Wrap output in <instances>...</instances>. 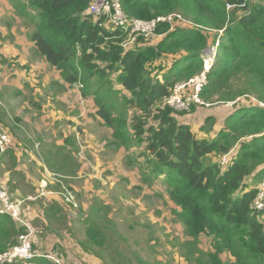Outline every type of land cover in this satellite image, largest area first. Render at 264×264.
Masks as SVG:
<instances>
[{"label":"trees","instance_id":"trees-1","mask_svg":"<svg viewBox=\"0 0 264 264\" xmlns=\"http://www.w3.org/2000/svg\"><path fill=\"white\" fill-rule=\"evenodd\" d=\"M26 1L33 12L27 18L33 27L30 38L39 54L61 71L68 84L82 86L83 97L93 99L96 116L113 131L115 142L128 149L134 144L140 147V157L152 172L143 179L148 186L164 176L162 185L184 227L181 252L187 264H264V219L251 207L258 186L248 184L264 167V108L252 100L264 104V0H121L123 11L132 19L151 21L179 13L213 33L224 31L219 39L224 56L217 57L200 95L204 104L231 111L213 139L200 138L190 124L179 120L205 106L194 105L180 114L165 107L164 101L177 84L203 72L202 57L215 45L218 34L189 27L170 30L161 24L157 34L163 38L155 46L139 47L141 39L134 49L125 51L121 47L124 31L109 25L104 16L95 20L85 15L93 0ZM171 60L168 67L166 62ZM213 123L207 117L200 131L209 134ZM17 145L2 155L16 160L12 149ZM231 152L233 158L222 165V158ZM49 160V167L64 170L56 156ZM81 162L84 169L89 167ZM5 189L10 195L11 189ZM152 189L157 194L158 187ZM56 208L54 204L50 211ZM109 210L99 205L91 219L85 213L84 222L78 215L84 235L80 249L102 264H132L133 257L124 258L110 243L116 232L107 223ZM70 226L62 233L73 238ZM37 231L32 243L35 258L12 264H54L45 257L56 256L53 251L41 254L38 246L55 233L45 237L42 228ZM23 234L24 227L0 213V254L18 246ZM201 239L208 241L209 252L199 248ZM134 258L137 264H154L136 253Z\"/></svg>","mask_w":264,"mask_h":264},{"label":"rangeland","instance_id":"rangeland-1","mask_svg":"<svg viewBox=\"0 0 264 264\" xmlns=\"http://www.w3.org/2000/svg\"><path fill=\"white\" fill-rule=\"evenodd\" d=\"M4 1H9L10 5L13 7L14 2L17 0ZM25 4V0H18L16 2V6L19 8L15 7L17 12H19L21 7ZM228 8L230 9L231 7ZM239 15H242V13L239 12ZM22 21L23 23L20 22L22 26H20L19 23V29H22V27L27 29V26L30 28L32 27V24H29L27 19H22ZM183 24L184 25L181 27L188 28L189 26H198L203 29V31L210 33L211 35H216L213 32H209V29H204L200 25L193 24L192 21L187 18L186 22ZM0 25V28L2 26L7 28L8 32L6 37L1 40V46H5L6 44L10 45V42L13 41L11 30L13 28L14 21L12 18H9L8 13L0 16ZM32 29L33 27L31 28V32H33ZM11 48L18 50V48H14L13 46H11ZM223 56V52L219 49V59L223 58ZM14 58L15 59L0 57V81L4 83L7 76L10 77V79H13L14 75L17 73L24 72L25 75H27V78L31 80L30 82L32 84L35 83L37 89H31L30 96L27 97V99L33 100V102L37 105L40 103L42 97L46 96L44 109L42 105L44 102H42L39 105L41 108L39 111L45 110L46 107V110H61L59 120L47 121L42 128L39 125L31 126L22 118L20 119L23 121V124H18L16 126V124L13 123L14 128L18 127V131L23 134L19 135V138L27 137L35 142L34 148L26 153L29 154L32 159H37L38 164H35L33 161H28V167L25 169V173L27 176L29 175L36 180L37 175H39L42 171V174H40V181L37 186L39 188L40 185V192L37 193V196L45 194V196L39 197L43 198L52 193L59 198H65L67 204L79 209L81 204L77 195L79 196L81 193L84 197L83 200L80 199L84 204V213H79L76 217L79 215L82 219H84L82 220V222H84L87 218L85 213L88 214L93 207H89V202L91 200H95V197L93 196L91 189L89 191V196L80 190V185H82L81 179L86 177L85 173H88V169L83 170V163L81 160L93 169L94 175L100 173V165H102L103 168L107 167L108 171H111L112 175L106 177L103 175L99 177L102 186H96L94 194H103L106 196L105 204L109 206L110 209L108 213V215H110V219L107 223L112 224L110 229L112 232H116L111 235L114 240L110 242L113 248H118V252L121 253L124 258L133 257L134 264H137L136 259L134 258L135 253L138 254L144 261L148 260L156 262V256H160L162 258L164 257L166 262L168 261V264H187L184 255L181 252V245H183L184 248V240H186V237L184 231H182L183 226L177 218L176 210L178 208L173 203H170L168 199L164 200V198L156 196V191H154L151 187L147 189L146 186H148V183L143 179L151 176L152 172L151 170L146 169V162L142 157H140V147L134 144L130 149H119V147L124 146L121 142H115L114 138L109 134L107 129H103L94 121L92 122L90 118L88 120L91 121V123L85 122V120L81 118L82 114L87 112V106H91L88 101L92 99L89 97L90 100H87L82 97L83 92L80 86H77L75 90L69 88L66 90L67 93H64L62 88L55 91L50 90L51 87L47 92L43 90L44 81L38 79L37 74L32 72L30 69H22L19 63L20 60L18 61L16 59L17 57ZM26 61H28V63H33L34 60L29 61L26 59ZM169 66L170 63L168 64V67ZM30 82L27 81L26 83L31 86ZM35 92L37 93V96ZM77 93L80 94V97L75 95ZM62 97H66L67 102L64 103L59 99ZM253 99L254 98H252V100ZM255 101L258 102L257 100ZM200 106H205L206 108L211 107L210 109L222 108V106L218 104H214L212 106L205 104ZM4 108L3 100L0 99V109ZM81 108L83 109V113H81ZM16 110L20 112V110L23 109L21 107H16ZM78 111L80 113L77 115ZM223 112H227V109H224ZM34 113L37 112L34 110L29 112V114ZM29 114H25V116H28ZM11 116L14 117L13 114H11ZM71 117H74V119L77 120V127L73 126L72 129L69 124V118ZM0 120H2L1 117ZM85 123L87 125H85ZM58 127H60V129ZM44 128L55 135L52 137V134H50L49 131L43 130ZM37 130H41V134L45 135L43 136L44 143L37 142V137L35 136V131ZM69 130L73 132L74 135H79L78 140L80 144L75 145L74 147L71 146L70 149H66L59 146V141L56 142V140L61 134L69 135ZM0 134L7 135L13 140V137L16 138L14 134H10L8 131H1ZM51 153L57 157L58 166L63 167L64 170L54 169L55 172H53L51 168L44 167L43 156H49ZM29 155H26L24 159L29 157ZM116 163H119L120 165L116 166ZM36 165H38V168H41L38 171V174L36 172ZM13 168L14 165H12L11 169ZM42 168H44L45 172ZM12 173H14L15 177V173L17 172L12 170ZM260 180V177H256L248 184L251 188H253ZM161 182L162 179L160 180V183ZM51 186H53V191L50 190ZM83 186H85L84 183ZM23 206L24 205L22 204V208ZM30 208V206H26V209ZM96 211L97 210H95V212ZM93 213L88 214L90 219ZM30 225L35 229L36 234H39L37 228H35L32 222ZM80 231L81 230H74L73 235L76 237V240L82 242L84 240V235L81 234L82 231L81 233ZM154 245L157 246L152 248ZM201 249L204 252H207L206 246L201 247ZM56 257L59 258L58 256ZM105 260H107L108 263L110 262L108 253L105 254Z\"/></svg>","mask_w":264,"mask_h":264},{"label":"crops","instance_id":"crops-1","mask_svg":"<svg viewBox=\"0 0 264 264\" xmlns=\"http://www.w3.org/2000/svg\"><path fill=\"white\" fill-rule=\"evenodd\" d=\"M17 1L14 2V6H13L14 8H13L10 5L9 1L0 0V16L5 15V13H8L9 18H12L14 21V25L11 30V34L13 35V41L10 42V45L6 44L5 46H1V40H3L6 37L8 32H7V28L3 26L0 28V57H4V58L6 57L9 59H12V58L15 59L14 57H17L16 59L18 61L20 60L19 63L22 69L24 68L30 69L32 72H35L37 74L38 79L44 81L43 90L47 92L50 87H51L50 90H53V91L58 90L59 88H62L64 93H67L66 90H68L69 88H72L73 90H75L76 87L79 85L68 84L63 79L61 71L56 69L52 65H50L45 60V58L39 54L34 43L31 41V38H30L31 33H32L31 28L27 26V29L24 27H22V29H19V23L20 22L23 23L22 19L29 18L30 15L33 14V12H31V9L28 6V2L26 0H25L26 4L21 7L19 12H17V10L15 9V7H18L16 6ZM21 23H20V26H22ZM162 38L158 39V41L161 40ZM11 46H13L14 48H18V50L12 49ZM26 59H28L29 61L31 60H34V61L33 63H28ZM168 62H172V60ZM25 79L28 82L31 81L30 79L27 78V75H25L24 72H19L16 75H14L13 79H10V77L7 76V79L4 81V83L0 81V99L3 100V106L5 107L4 109H0L2 110L0 111V117L2 118V120H0V132L8 131V133L14 134V136H16V138L13 137L14 141L16 144H18L16 147L12 149L14 151V155L16 156V160L13 161L9 157L4 156V155H2L4 157L2 156L0 157L1 183L5 188L7 187L11 189L10 195L12 196L11 197L12 200L15 199V200H20L23 202V205H24L23 209H24V212L26 213V216L36 228H42L45 231V234H43V236L45 235L46 237V235L55 233L54 235L48 236L45 239V241H43V243L40 244V246H38V249L40 251L39 253L46 254V253L53 251V253L56 256L59 255V256L64 257L66 261H68L71 264H102L101 261L97 257L91 254H87L80 249V244H79L80 241L76 240L75 236L71 238V236L70 237L64 236V234L62 233V231L67 229L69 225H71L70 227L72 228V231L74 230L82 231L83 227L78 225V221H77L78 217H76V215L84 212V209H83L84 204L81 201L84 199L83 195L81 193L79 194V196L77 195L80 201V204H81V207L79 208L80 209L79 212H76L77 209L74 206H73L74 207L73 209L71 207L72 205H67V203L62 198H59L55 194L51 193L50 195L46 197L39 198V197L45 196V194L37 196V193L40 192V185H39V188L37 186L39 184L40 174H42V171L39 175H37L36 180L29 175L27 176V174L25 173V169L28 167V161L29 162L33 161L35 164H38L37 159H32L31 156L26 153L27 151L29 152V150H32L34 148L35 142L33 140L28 139L27 137L19 138L18 136L23 135V134L18 131V127L14 128L13 123H15L16 126L18 124H23V121L20 119L22 118L29 125L31 126L39 125L42 128V126L45 125L47 121L49 122V121L59 120L60 112H61V110H54V109L46 110L47 107L45 108V110L39 111L41 109L39 105L42 102H44L42 104L43 109H44V104H46L45 102L46 96L42 97V99L40 100V103H38L37 105L33 102V100H30V99L28 100L27 97L30 96L31 89L32 90L36 89V85L35 83L32 84L30 82L31 84L30 86L28 83H26L27 81ZM75 95L80 97L79 93ZM36 96H37V93H36ZM83 98L90 100L89 97H83ZM59 99L63 101L64 103L67 102L66 97L64 98L62 97ZM88 102H89V105L91 104V106H87L88 110L87 112H84V114H82L81 118L84 119L85 122L91 123V121L92 122L94 121L95 123H98L103 129H107L109 134L112 136L113 131L105 127L104 122L96 116L97 109H96L93 99ZM16 107H21L23 110H20L19 112L16 110ZM55 109H59V108H55ZM33 110L36 111L37 113L29 114V112ZM223 111H224L223 108H216V109L215 108L213 109L203 108V109H200L199 111L197 110L196 112L192 113L190 116L186 117L185 119L182 118L179 120L181 123L190 124L192 130L195 133H197L200 138L201 137H209V138L211 137V139H213L224 127L225 120L227 119L228 115H230L231 113L230 109H227V112H223ZM22 113L29 114V115L25 116V114H22ZM79 113L80 112L78 111L77 115ZM81 113H83L82 108H81ZM11 114H13L14 117L11 116ZM207 117H212V119L214 120V123H213L214 126H212L211 124L209 127V128H212L209 134H206L205 132L200 131L201 127L206 125ZM89 118L91 119V121L88 120ZM69 124L71 125L70 128L72 129L73 126L77 125V120L74 119V117H71L69 118ZM85 125L87 124L85 123ZM58 128L60 129V127ZM43 130L49 131L46 128H44ZM49 133L52 134V137L53 135H55L51 133L50 131ZM35 136L37 137V142L44 143L43 136L45 135L41 134V130L35 131ZM78 139H79V135H74L73 132L69 130V135L61 134L60 136H58V139L56 140V142L59 141V144H60L59 146H62L63 148H66V149H70L71 146L74 147L75 145L80 144ZM120 149L126 150L127 148L121 147ZM140 152H142L141 149H140ZM26 155H29V157L24 159ZM52 156H54L52 153L49 156L44 155L43 164L45 168L46 167L51 168V170L55 172L54 169L56 168L49 167L47 164V161H50L49 159L50 158L52 159ZM12 165H14L13 169H11ZM118 165L120 164L116 163V166ZM86 168L88 169V173H85L86 177L81 179L82 185H80L81 187L80 190L83 191L87 196H89L90 189L92 190V194L95 197V200H91L89 202V205H90L89 207L93 206L91 208V211L88 213V214H91L95 212V210H98L99 205L107 206L105 204L106 196L103 194L95 195L94 191H95L96 186H99V187L102 186L99 180L100 176L104 175L106 177V176H111L112 174H111V171H108L107 167L103 168L102 165L99 166L101 171L99 170L98 171L100 173H97L96 175H94V171L90 166L89 167L87 166ZM40 169L41 168H38V165H36L37 174ZM42 169L44 171V168ZM12 170L14 172L20 173L21 176L15 174V177H14L12 175ZM83 170H86V169L83 168ZM263 176H264V167L261 169L260 175L257 176L261 178L259 183L262 181ZM12 179H13V184H11ZM161 179H164V176H161L159 180H155L153 184L146 186V187L147 189H149L150 187L152 188L153 186L158 187L156 196L164 198V200L165 199L169 200L167 191L165 192L166 188L162 185V182L160 183ZM83 183L85 186H83ZM259 183L255 187H257ZM50 190L52 191L54 190L53 186L50 187ZM77 194H78V190H77ZM54 204L57 205V208H56V211L52 213L50 210L53 209ZM26 206H30L31 208L26 209ZM73 212L75 213L74 216L71 214ZM47 213H49L50 216L53 214V217L48 218ZM182 231H184V227L182 228ZM201 243L202 244L199 245V248L201 249V247L206 246V250L207 252H209L210 246H209L208 241L201 239ZM220 258L226 262L225 256L222 255L220 256ZM167 262H166V259L157 256L156 262L152 261L151 263L168 264ZM132 264H134V260Z\"/></svg>","mask_w":264,"mask_h":264},{"label":"built area","instance_id":"built-area-1","mask_svg":"<svg viewBox=\"0 0 264 264\" xmlns=\"http://www.w3.org/2000/svg\"><path fill=\"white\" fill-rule=\"evenodd\" d=\"M85 15L92 16L95 20L104 16L109 25L114 26L115 29L124 31L126 33V38L121 42V47H123L125 51L134 49L138 41L141 39L142 43L138 45L139 47L155 46L158 39L162 38V35L157 34V29L161 24H166L169 26L170 30H174L183 26V23L186 22V18L179 13L171 14L166 17H158L151 21L132 19L123 11L121 0H93ZM189 27L201 30L198 26ZM223 32V30L214 32L218 34L219 37L215 45L211 46L202 57V63L204 66L203 72L189 81L177 84L172 95L165 99V107H169L173 111L181 114L190 112L194 105H205L204 102H202L200 95L208 84V74L216 62L219 39L223 35ZM79 86L82 88L81 85ZM253 101H255V99H253ZM257 103L264 108L262 103ZM227 105L229 106L232 104ZM14 144L12 138L0 134V155L13 147ZM233 156V152L224 156L221 160V164L227 165ZM0 204L1 214L9 215L21 227L25 228V234L19 237V245L9 252L0 254V264H12L15 261H30L34 259L36 254L33 252L32 243L35 241L36 237L35 229L30 225L31 221L28 219L22 208L23 202L13 201L1 181ZM251 207L255 213L261 215L262 219H264V177L258 185V192ZM45 257L51 260L54 264H65L56 256L47 255Z\"/></svg>","mask_w":264,"mask_h":264},{"label":"clouds","instance_id":"clouds-1","mask_svg":"<svg viewBox=\"0 0 264 264\" xmlns=\"http://www.w3.org/2000/svg\"><path fill=\"white\" fill-rule=\"evenodd\" d=\"M218 50H219V48H218ZM217 57H218V51H217ZM217 59V58H216Z\"/></svg>","mask_w":264,"mask_h":264}]
</instances>
